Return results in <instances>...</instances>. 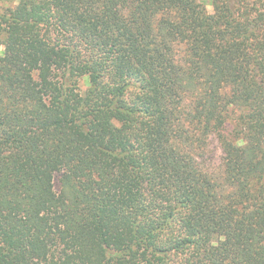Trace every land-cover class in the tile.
I'll return each mask as SVG.
<instances>
[{
  "label": "trees",
  "instance_id": "1",
  "mask_svg": "<svg viewBox=\"0 0 264 264\" xmlns=\"http://www.w3.org/2000/svg\"><path fill=\"white\" fill-rule=\"evenodd\" d=\"M10 2L0 264H264V0Z\"/></svg>",
  "mask_w": 264,
  "mask_h": 264
},
{
  "label": "rangeland",
  "instance_id": "2",
  "mask_svg": "<svg viewBox=\"0 0 264 264\" xmlns=\"http://www.w3.org/2000/svg\"><path fill=\"white\" fill-rule=\"evenodd\" d=\"M11 0H4L0 5L2 7H6L11 5ZM200 3H207V0H199ZM208 10H211L210 7H208ZM2 50V47H0V51ZM80 87H81V92H83L86 88H87V80L83 79L80 82ZM215 144V143H214ZM216 145V144H215ZM212 153H211V159L210 161L212 162L211 165H208V167H210L211 170H215L219 167L218 163H219V156H220V152L218 150V148H216L215 146L211 147ZM54 188L55 191L58 192L59 191V183H58V176L55 177L54 179Z\"/></svg>",
  "mask_w": 264,
  "mask_h": 264
}]
</instances>
